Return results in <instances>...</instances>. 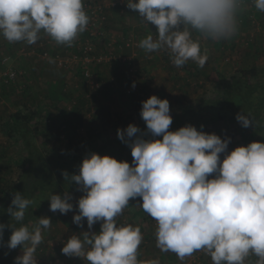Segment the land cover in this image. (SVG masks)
I'll use <instances>...</instances> for the list:
<instances>
[{
	"label": "clouds",
	"instance_id": "1",
	"mask_svg": "<svg viewBox=\"0 0 264 264\" xmlns=\"http://www.w3.org/2000/svg\"><path fill=\"white\" fill-rule=\"evenodd\" d=\"M264 12V0H250ZM145 23L156 26L138 47L145 53L167 51L176 67L189 61L203 68L208 60L201 39L230 40L239 31V16L249 0H126ZM91 21L85 0H0V37L9 43L33 45L47 35L58 45L72 47ZM194 33L196 36L194 37ZM52 62V61H50ZM135 87V82L133 83ZM145 139L136 124L118 129L129 143L133 161L92 153L83 159L74 181L83 195L73 222L89 229L98 221L99 232L72 235L62 253L87 264H161L159 257L140 259L141 226L119 223L118 218L137 197L143 211L157 224L156 247L180 261L203 252L212 264H264V142L237 146L221 161L231 138L185 125L171 131L173 117L168 99L150 96L142 104ZM241 126H257L251 113H238ZM140 133V135H137ZM215 174L213 178H209ZM50 211L67 214L74 209L69 194H51ZM33 200L17 192L7 211L12 228L9 249L22 247L15 264H38L35 253L51 228V218L34 226L24 223ZM254 258V260H253Z\"/></svg>",
	"mask_w": 264,
	"mask_h": 264
},
{
	"label": "rangeland",
	"instance_id": "2",
	"mask_svg": "<svg viewBox=\"0 0 264 264\" xmlns=\"http://www.w3.org/2000/svg\"><path fill=\"white\" fill-rule=\"evenodd\" d=\"M247 8L249 11L246 18L251 12L257 15L258 10L251 4L250 0ZM251 23L255 26L252 34H255L254 41H256V32L259 30L264 32V30L257 18L255 22ZM105 27L109 34V41L115 44L116 52L122 56H130L133 53L132 48L125 45L126 38L132 37L134 41L139 43L149 33L155 35L157 31L155 25L145 23L138 11L130 9L127 3L122 7H114L108 10ZM46 38L51 43L46 44L45 47L48 46L47 48L53 54L65 55L70 51L72 52L73 46H75L58 45L43 34L40 41H44ZM201 42L210 44L211 40L201 39ZM241 43L244 44V41L240 40L241 47L235 50L237 53L241 52V58L246 59V61H243L242 65L236 62L238 58L234 59L235 57L231 56L229 63L233 70L249 68L256 64V59L246 54L248 46H242ZM22 46L28 45L24 42L12 45L0 37V57L2 53L16 55ZM102 51L103 46L99 45L95 53L98 54ZM134 52L136 55L133 62L136 65V71H132L131 66L122 61L113 64L92 65L91 71L94 72L96 79L104 82L102 87L99 89L88 88L86 82L79 77L76 79L78 88H74L73 83L69 85L68 90L71 91L64 89L65 81L69 78L56 61L52 59L43 60L36 56H22L21 59H17V66L27 72L24 77L26 79L21 78L19 83H24L27 87L21 91L17 84V87L6 88L0 95V188L12 186L21 173L24 154L23 144L22 141H17L16 138L8 136L6 126L7 122L10 121L11 114L18 110L24 113L40 110L41 113H38L31 122L33 128L36 126L39 128L35 132V140L40 146H44L46 149H54L55 147L83 149L90 144L99 143L101 136L110 137L112 133L118 132V129H126L129 124L138 125L143 120L141 117L142 104L150 96L157 95L161 99H168L170 114L179 113L195 108L202 98L211 99L222 95L223 90L220 84L213 79L215 72H219L222 76L233 74L229 73L230 70H226L228 69L226 65L222 68L210 65L209 59L203 68L191 61L178 68L172 63L167 51L145 53L143 49L136 46ZM261 64L259 66H262ZM74 74L80 76L78 72H74ZM134 82L135 87H133ZM28 85L31 86L28 87ZM77 106L79 107L77 108ZM77 110L78 113H75ZM48 117L52 119V122L46 121ZM198 130L216 133L222 139L231 138L227 151L220 154L221 161L237 146H246L259 140L258 136L254 137L250 133L248 127L245 130H240L223 121L214 125L208 124ZM260 141L264 142V139H260ZM125 160L131 164L132 155H129ZM211 176L214 177L215 174H211ZM83 195L85 193L79 189L69 194L74 209L67 214L51 211L46 215V217L51 218L52 224L51 228L44 233V242L36 250L35 255L38 258V264H49V260L54 255L69 260L78 259L64 255L61 251L63 247L55 248L52 246V242L60 236L69 239L75 233L78 235L84 231L99 232L101 230L100 223H95L92 229H89L86 219L83 226L73 222V217L78 212V200ZM129 204V207L118 218V222L141 226L144 239L139 246L140 259L159 257L161 264H179L180 262L195 264L190 262L191 257L182 262L172 252L162 253L156 247V221L143 211L140 206L142 199L137 197L130 200ZM16 253L17 256L22 255L21 246L17 248ZM210 262L212 264L211 258Z\"/></svg>",
	"mask_w": 264,
	"mask_h": 264
},
{
	"label": "trees",
	"instance_id": "3",
	"mask_svg": "<svg viewBox=\"0 0 264 264\" xmlns=\"http://www.w3.org/2000/svg\"><path fill=\"white\" fill-rule=\"evenodd\" d=\"M213 79L220 84L223 90L222 95L211 99L202 98L195 108L171 114L173 123L169 130L175 131L189 124L200 129L208 124L214 125L221 121L244 130L245 128L237 121L236 116L238 113H251L257 121V126H249L250 133L252 135L263 133L264 66L239 68L235 74L230 76H222L219 72H215ZM13 86L17 87V84ZM38 113H41L39 109L29 113L18 110L11 114L10 121L6 124L8 136L22 141L24 151L21 173L17 180L8 188H0V223L6 225L11 223V216L7 209L15 193L19 192L25 198L33 200V204L26 212L24 223L34 226L39 218L51 212L49 200L51 194H70L79 189L74 181L66 180L63 175L65 171L69 178L73 174H78L83 159L92 153H99L102 156L108 154L121 161L131 155L130 144L119 139L117 132L112 133L110 137L101 136L99 143L90 144L83 149L59 147L46 149L35 140L38 126L33 128L31 125ZM75 113H78V110ZM137 126L144 133L145 139L162 138V135L153 137L147 132L144 120H141ZM11 234L12 228L6 227L3 242H0V264H15L16 251L20 246L16 249L7 247Z\"/></svg>",
	"mask_w": 264,
	"mask_h": 264
},
{
	"label": "built area",
	"instance_id": "4",
	"mask_svg": "<svg viewBox=\"0 0 264 264\" xmlns=\"http://www.w3.org/2000/svg\"><path fill=\"white\" fill-rule=\"evenodd\" d=\"M126 4V0H85V8L88 15L91 17L90 24L87 30L80 34L78 39L75 41L72 49V52H68L65 55L61 53L53 54L46 46L51 43L49 39H44L37 41L33 45L22 46L21 49L17 52L16 55H10L5 53L0 58V95L8 87L18 84V88L22 91L26 89V84H20L21 78L25 77L27 74L26 70L22 69L15 65L17 59L23 57H33L45 59V60H54L57 62L60 68L64 69L67 74L65 81V90H68L69 85L73 83L74 88H78L76 82L77 78H82L88 88L99 89L102 87L100 80H97L93 71H91L92 65H97L101 63H115L122 61L127 65H130L132 71H136V65L133 62L135 58L134 48L138 46V41H134L132 37L126 38L125 45L130 47L133 50V53L128 55H119L116 52V46L112 41H109V34L105 27L107 21V12L109 9L122 7ZM257 15L254 12L249 14L248 20L255 22ZM255 34H252L250 37L243 39L244 44H251L254 42ZM261 37L264 40V32H261ZM14 45L15 43H11ZM102 45L103 51L101 53H95L96 48ZM78 72L80 76L74 74ZM91 89V90H94ZM90 96V95H88ZM47 122H52V119L49 117ZM101 222H97V224ZM77 234V233H75ZM68 238L60 236L52 242L53 247H64ZM42 251V249H40ZM75 257V256H73ZM78 259L69 260L65 257L54 255L49 260V264H87V261H84L82 258L77 257ZM210 256L204 254L203 252H196L192 257L190 262L195 264H211ZM184 264V263H179ZM191 264V263H185Z\"/></svg>",
	"mask_w": 264,
	"mask_h": 264
},
{
	"label": "crops",
	"instance_id": "5",
	"mask_svg": "<svg viewBox=\"0 0 264 264\" xmlns=\"http://www.w3.org/2000/svg\"><path fill=\"white\" fill-rule=\"evenodd\" d=\"M249 9L247 8L245 11H243L240 16H239V31L238 33L232 37L230 40H211L210 44H206L204 42H201L202 48L207 49L208 51V59L210 65H214L216 67L222 68L224 65L228 67L226 70H230L229 73L235 74L237 72V68L235 70L231 69V65L229 63V59L232 57H235L234 59L238 58L236 62L240 63L243 65V61H246V59L241 58V52H238L235 50L236 48H240L239 41L246 39L250 37L255 30L254 24L251 23V21L246 18L247 13ZM257 19L259 24L261 25L262 29L264 30V12L258 11L257 13ZM258 24H257V29H258ZM256 29V30H257ZM257 38L254 43L251 44H242V46H248L246 54L247 56H253L256 59V64L255 66H259L260 63L261 65L264 66V40L261 37V32L260 30L256 32ZM196 36V34L194 33ZM5 53H2L4 55ZM245 54V52H244ZM1 58V57H0ZM45 60V59H43ZM51 60V59H50ZM19 62V60H18ZM260 62V63H259ZM15 65H18L17 61L15 62ZM226 68V67H225ZM239 69V68H238ZM233 70V72H232ZM231 74V75H233ZM23 79H26L23 77ZM247 129V128H246ZM245 130V129H244ZM254 137L258 136L259 140L264 139V132L261 134L253 135ZM242 144V143H241ZM213 178V176L209 177ZM145 258V257H144Z\"/></svg>",
	"mask_w": 264,
	"mask_h": 264
}]
</instances>
